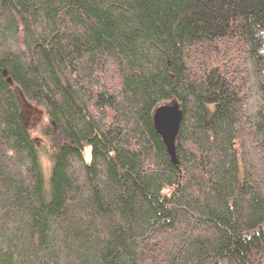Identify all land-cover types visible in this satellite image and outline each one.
Segmentation results:
<instances>
[{"label": "trees", "instance_id": "1", "mask_svg": "<svg viewBox=\"0 0 264 264\" xmlns=\"http://www.w3.org/2000/svg\"><path fill=\"white\" fill-rule=\"evenodd\" d=\"M263 172L264 0H0V264H264Z\"/></svg>", "mask_w": 264, "mask_h": 264}, {"label": "water", "instance_id": "2", "mask_svg": "<svg viewBox=\"0 0 264 264\" xmlns=\"http://www.w3.org/2000/svg\"><path fill=\"white\" fill-rule=\"evenodd\" d=\"M9 82V79H7ZM181 121V111L176 103L156 107L152 115L155 132L160 136L171 161L176 164L175 139Z\"/></svg>", "mask_w": 264, "mask_h": 264}, {"label": "rangeland", "instance_id": "3", "mask_svg": "<svg viewBox=\"0 0 264 264\" xmlns=\"http://www.w3.org/2000/svg\"><path fill=\"white\" fill-rule=\"evenodd\" d=\"M20 107H21L20 110L21 119L25 124L30 134V137L38 144L42 130L46 127V121L44 119V115L41 109L37 105H34L33 103L24 101L21 102ZM42 163L45 173L48 174V170H49L48 161L45 158H43Z\"/></svg>", "mask_w": 264, "mask_h": 264}, {"label": "clouds", "instance_id": "4", "mask_svg": "<svg viewBox=\"0 0 264 264\" xmlns=\"http://www.w3.org/2000/svg\"><path fill=\"white\" fill-rule=\"evenodd\" d=\"M167 189H165V191H166Z\"/></svg>", "mask_w": 264, "mask_h": 264}]
</instances>
